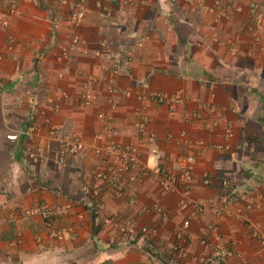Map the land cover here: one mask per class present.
I'll list each match as a JSON object with an SVG mask.
<instances>
[{
  "label": "crops",
  "instance_id": "0c3cea01",
  "mask_svg": "<svg viewBox=\"0 0 264 264\" xmlns=\"http://www.w3.org/2000/svg\"><path fill=\"white\" fill-rule=\"evenodd\" d=\"M86 1L84 21L71 26V8L59 0H0V264H264V46H253L249 30L261 14L264 36V0ZM87 88L90 105L83 103ZM164 91L199 100L215 95L219 119L236 124L237 160L185 142L182 130L205 135L207 126L187 121L196 107L190 100L171 113L146 98ZM143 105L162 153L171 160L197 155L188 192L182 183L164 186L156 178L154 143L136 124ZM101 113L120 129V145L140 150L141 163L138 180H125L138 203L109 192L106 210L94 219L83 186L95 185L87 174L114 156L95 151L108 144L96 137L103 132ZM64 134L83 140L84 150L62 157ZM184 199L202 204L187 228ZM37 202L64 206L51 216L72 228L67 239L48 235V215L27 214ZM105 214L131 220L137 232L104 224Z\"/></svg>",
  "mask_w": 264,
  "mask_h": 264
},
{
  "label": "built area",
  "instance_id": "2783aa9c",
  "mask_svg": "<svg viewBox=\"0 0 264 264\" xmlns=\"http://www.w3.org/2000/svg\"><path fill=\"white\" fill-rule=\"evenodd\" d=\"M160 2H183L186 4L193 5L195 0H158ZM62 4H69L71 11L69 16V23L71 26H76L81 24L87 14V1L79 0L77 2H70L69 0H59ZM102 2L98 1L97 6H101ZM234 9L233 5L229 6V12ZM12 13L17 11V8L12 6ZM261 23V14L257 18L249 23V30L253 35V46H264V36L259 30ZM80 38L74 36L73 42H78ZM232 52L234 54H239L240 50L237 47H232ZM1 58V54H0ZM90 89L87 88L83 91V103L85 105H90L92 103V98L90 96ZM148 100L156 102L157 104L164 105L167 110L173 113L177 106L184 103L186 100L193 102L196 107L188 115L187 121L191 124H195V128L198 123L205 124L207 126V132L204 135H198L195 129H184L182 130L181 137L188 144H195L202 148H211L218 152L227 153L233 150L235 146V140L237 136L236 124L232 119H227L222 121L219 119V106L216 101L215 95H212L208 100H199V98L187 94L184 91L177 92H151L146 97ZM117 106L112 105L115 109ZM146 105H143L137 111V126L143 137L149 138L150 141L154 143L151 147V152L158 159V163L154 169V174L156 178L164 186H174L182 183L184 185L185 191L191 190L193 182L196 178V169L198 158L197 155L192 152H184L179 154L174 160H171L166 154L162 153L159 147L156 145V137L154 134L149 132L148 122L149 116L144 113ZM103 122V132L96 134L98 139L106 141L108 144H99L96 146L95 151L98 155H102L107 150H113L114 156L111 160H107L105 165L95 171L89 172V177H91L96 184L92 185L87 183L83 186V191L87 196L88 200L94 198L97 201V208L99 214L106 210V198L111 194L118 199H128L129 203L136 205L138 203V196L131 193L127 189L125 180L129 177L130 182L138 180L140 175L136 174L141 163V152L136 146L128 145L122 146L117 142V137L120 135V129L114 124L112 116L101 113L100 114ZM219 127H221V136L216 137ZM194 128V127H193ZM31 130H36V126H32ZM57 125L50 126V133L57 134ZM213 135V136H212ZM168 141H174L176 136L169 133ZM61 156L67 154H78L85 148V143L83 140L77 136L61 135ZM117 149L114 150V148ZM145 174V172H144ZM128 179V178H127ZM202 179L205 185H210L212 183L211 175L205 171L202 173ZM72 205L68 204L65 208H70ZM181 206L186 209H190L189 215L185 218L183 227L187 228L190 226L192 218L197 214L199 210L202 209V204L198 202H193L190 199H184L181 202ZM64 206L54 204L50 205L46 202H37L34 205L27 208V214L31 216L36 215H48V220L46 223L47 233L50 237L55 239H63L72 230L70 226L59 225L54 218L51 216L54 210L61 211ZM47 217V216H46ZM83 218V213L80 214ZM164 221H167L168 216H163ZM103 222L106 225L113 226L117 228L124 234H134L137 232V228L131 220H120L114 218L109 214H105L103 217ZM211 229L216 227L212 224ZM264 242V237H263ZM180 254L186 253V249L182 245L175 247Z\"/></svg>",
  "mask_w": 264,
  "mask_h": 264
},
{
  "label": "rangeland",
  "instance_id": "374dc122",
  "mask_svg": "<svg viewBox=\"0 0 264 264\" xmlns=\"http://www.w3.org/2000/svg\"><path fill=\"white\" fill-rule=\"evenodd\" d=\"M237 151L234 149L233 151H231V152H227V154H225L223 157V159L225 160V161H228V160H232V158L234 157L235 158V161L237 160V153H236ZM231 164H232V168H235L236 167V164H235V162H232L231 161ZM87 176H88V179L90 180V177H89V174H87ZM87 183H85L84 185H86ZM89 184H91V183H89ZM73 207V206H72ZM72 207H70V208H72ZM70 208H67V209H70ZM73 223H76V221H74ZM65 226V225H64ZM73 226V225H72ZM70 235V234H69ZM67 237L68 236H66L65 238H63V239H59V240H65V239H67ZM75 254V253H74ZM74 258V257H73Z\"/></svg>",
  "mask_w": 264,
  "mask_h": 264
},
{
  "label": "trees",
  "instance_id": "16d2710c",
  "mask_svg": "<svg viewBox=\"0 0 264 264\" xmlns=\"http://www.w3.org/2000/svg\"><path fill=\"white\" fill-rule=\"evenodd\" d=\"M228 181H229V179H228ZM89 201H90L91 206H87L88 207L87 210L90 212L92 217L94 219H96L100 215L98 208H97V201L92 197L90 200H88V204H89Z\"/></svg>",
  "mask_w": 264,
  "mask_h": 264
}]
</instances>
